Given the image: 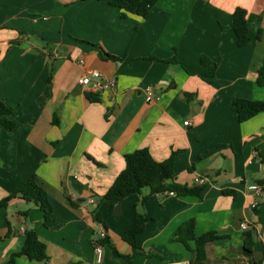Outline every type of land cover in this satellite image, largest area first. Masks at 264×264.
<instances>
[{
  "label": "crops",
  "instance_id": "1",
  "mask_svg": "<svg viewBox=\"0 0 264 264\" xmlns=\"http://www.w3.org/2000/svg\"><path fill=\"white\" fill-rule=\"evenodd\" d=\"M236 7L247 13L244 46L232 28ZM121 12L109 0H0V100L15 122L12 130L0 124V199L36 174L58 221L46 228L33 202L12 197L0 209V264L31 228L47 259L19 255L14 264H126L107 244L98 259L95 241L103 226L118 252L130 254L122 236L136 213L149 220L132 264H189L192 251L174 237L190 218L196 235L224 236L208 244L207 264L259 260L264 112L240 122L232 102L264 101L255 82L264 63V0H157L146 18ZM202 56L217 66L211 78ZM92 69L114 85L80 84ZM140 148L158 160L176 151L174 182L201 187L200 194L144 188L103 199L124 155ZM252 185L262 191L256 208ZM247 232L252 257L242 249L250 246Z\"/></svg>",
  "mask_w": 264,
  "mask_h": 264
},
{
  "label": "trees",
  "instance_id": "2",
  "mask_svg": "<svg viewBox=\"0 0 264 264\" xmlns=\"http://www.w3.org/2000/svg\"><path fill=\"white\" fill-rule=\"evenodd\" d=\"M156 2L157 0H109L110 5L122 10V17H126L128 14H135L143 18L149 15ZM246 14V10L241 7H236L232 13V28L238 46H244L251 41L248 35ZM107 55L114 57L113 55ZM200 63L205 68V75L209 78L213 77L217 67L216 64L205 56L200 58ZM209 78L207 81H210ZM255 82L258 86H264V63L257 70ZM88 98L91 101L97 100V98L91 94H88ZM232 103L240 122L253 117L259 112H264V101L249 98H234ZM11 114L12 108L0 100V124L8 130H12L15 127V122L10 118ZM176 158L177 152L172 151L167 158L158 160L147 148L136 149L125 154L124 168L102 195V198L120 201L131 194L141 193L144 188H148L151 194L173 190L179 195H199L201 187H187L174 182L177 176L174 167ZM262 162L264 163V157H262ZM258 183L264 187V179L259 180ZM223 192L226 194H233V190L226 189ZM14 196H19L26 201L33 202L37 208L42 211L43 224L46 228L58 224L49 195L43 188L36 174L30 175L16 194H9L1 198L0 209L5 208L9 200ZM22 214L26 215L27 212H23ZM148 220L149 218L143 213H136L132 223L124 231L122 238L130 245L132 250L130 254L125 255L118 252L106 236L95 242L102 245H109L116 257H122L125 259L126 264H132L131 261L134 255L143 252V249L137 244V236L144 231ZM194 228L195 219L190 218L186 220L176 231L174 240L182 242L192 251L189 264H207L208 244L222 239L224 236L214 230L196 235ZM24 234L25 238L21 249L13 252L5 264H14L15 258L19 255H25L36 260L47 259L45 244L39 239L37 232L31 228L25 230ZM244 234L249 239L250 246L244 245L242 248L243 252L252 257L253 250L251 248L252 241L250 239V232ZM188 242H193L192 248H190ZM260 255L261 258L259 260L251 259L250 264H261L264 261V245Z\"/></svg>",
  "mask_w": 264,
  "mask_h": 264
},
{
  "label": "built area",
  "instance_id": "3",
  "mask_svg": "<svg viewBox=\"0 0 264 264\" xmlns=\"http://www.w3.org/2000/svg\"><path fill=\"white\" fill-rule=\"evenodd\" d=\"M101 76L102 75L99 71L92 69L80 77L79 83L82 85H87L91 81V79L93 78L94 79L93 86L111 87L114 85L113 80H107L106 82H102ZM148 93H150V91H148ZM184 123L187 124L188 121H184ZM204 181H205L204 178H200L198 180L199 183H203ZM251 188L253 190L255 198L250 203V207L256 208L258 206V198L261 196L262 191H261V187L259 185H252ZM168 193L172 195L175 192L173 190H169ZM247 226H248L247 223H244V222L241 223L242 228H246ZM105 236H106L105 228L103 226H100V238H104ZM95 251L97 252V258L100 259V257H101L100 256L101 244L95 243Z\"/></svg>",
  "mask_w": 264,
  "mask_h": 264
}]
</instances>
